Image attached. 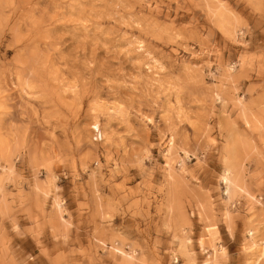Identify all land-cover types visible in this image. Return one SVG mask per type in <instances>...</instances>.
I'll return each instance as SVG.
<instances>
[{
  "label": "rangeland",
  "instance_id": "1",
  "mask_svg": "<svg viewBox=\"0 0 264 264\" xmlns=\"http://www.w3.org/2000/svg\"><path fill=\"white\" fill-rule=\"evenodd\" d=\"M0 264H264V0H0Z\"/></svg>",
  "mask_w": 264,
  "mask_h": 264
},
{
  "label": "built area",
  "instance_id": "2",
  "mask_svg": "<svg viewBox=\"0 0 264 264\" xmlns=\"http://www.w3.org/2000/svg\"><path fill=\"white\" fill-rule=\"evenodd\" d=\"M240 203L239 199H233L230 201L231 206H238ZM174 260H177V257H174Z\"/></svg>",
  "mask_w": 264,
  "mask_h": 264
},
{
  "label": "bare ground",
  "instance_id": "3",
  "mask_svg": "<svg viewBox=\"0 0 264 264\" xmlns=\"http://www.w3.org/2000/svg\"><path fill=\"white\" fill-rule=\"evenodd\" d=\"M228 178H229V177L226 176L224 179H225L226 181H228V180H229Z\"/></svg>",
  "mask_w": 264,
  "mask_h": 264
}]
</instances>
